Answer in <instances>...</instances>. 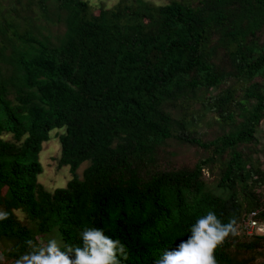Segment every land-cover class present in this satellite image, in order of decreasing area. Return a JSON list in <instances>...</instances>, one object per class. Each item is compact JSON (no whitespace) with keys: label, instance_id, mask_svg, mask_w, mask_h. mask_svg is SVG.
Masks as SVG:
<instances>
[{"label":"trees","instance_id":"obj_1","mask_svg":"<svg viewBox=\"0 0 264 264\" xmlns=\"http://www.w3.org/2000/svg\"><path fill=\"white\" fill-rule=\"evenodd\" d=\"M3 1L6 264L29 239L82 246L85 227L119 239L122 264H153L208 211L236 221L218 264H264V235L238 230L254 209L264 222V0ZM54 129L71 177L50 190L38 155Z\"/></svg>","mask_w":264,"mask_h":264},{"label":"clouds","instance_id":"obj_2","mask_svg":"<svg viewBox=\"0 0 264 264\" xmlns=\"http://www.w3.org/2000/svg\"><path fill=\"white\" fill-rule=\"evenodd\" d=\"M9 213L0 210V220ZM235 219L224 223L218 216L208 211L190 227V235L181 240L175 248L165 250L153 264H218L215 250L222 246L230 235H236ZM82 246L62 243L56 238L46 242L25 241L29 249L15 264H122L127 259L126 246L119 240L105 234L103 228L85 227L80 232ZM0 264H6V255L0 250Z\"/></svg>","mask_w":264,"mask_h":264},{"label":"rangeland","instance_id":"obj_3","mask_svg":"<svg viewBox=\"0 0 264 264\" xmlns=\"http://www.w3.org/2000/svg\"><path fill=\"white\" fill-rule=\"evenodd\" d=\"M89 3V5L93 8L98 6L111 7L119 0H85ZM149 1L153 4H165L170 0H145ZM13 0H4L2 2L3 8H7L11 5ZM63 129H54L50 132V138L43 142L42 149L38 155V161L41 164L43 170L37 176L39 182H41L47 189H54L57 187H63L66 185L67 181L71 177V173L69 171L68 166H62L60 168L57 167V159L60 155V142L57 134L62 132ZM258 136L260 138L261 143H264V120L261 121L260 130L258 131ZM197 156L195 150L192 148H184L179 150L178 158L181 160H187L191 157ZM87 165V163H83L77 170L79 174H81L83 168ZM262 167L264 168V162L262 163ZM21 216V214H19ZM1 249V247H0ZM15 264V263H13Z\"/></svg>","mask_w":264,"mask_h":264},{"label":"built area","instance_id":"obj_4","mask_svg":"<svg viewBox=\"0 0 264 264\" xmlns=\"http://www.w3.org/2000/svg\"><path fill=\"white\" fill-rule=\"evenodd\" d=\"M258 212L254 209L242 217L238 228L242 236L264 235V222L258 219Z\"/></svg>","mask_w":264,"mask_h":264}]
</instances>
